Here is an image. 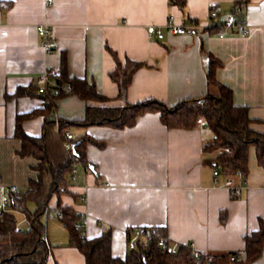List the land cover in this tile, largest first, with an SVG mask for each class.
<instances>
[{"label":"crops","instance_id":"obj_1","mask_svg":"<svg viewBox=\"0 0 264 264\" xmlns=\"http://www.w3.org/2000/svg\"><path fill=\"white\" fill-rule=\"evenodd\" d=\"M238 0H187L185 9L168 0H0V200L11 186L22 193L36 178L32 158H20L15 139L16 118L43 107L37 96L15 97L20 89L35 84L46 71L60 72L63 54L71 78L93 82L98 93L121 107L118 87L110 79L116 68L115 52L121 62L145 63L137 71L127 93V102L150 99L169 106L207 94L209 56L223 67L217 80L229 87L236 106L249 109L251 128L264 134V0H248L241 15L248 25L245 35L206 29L210 7L221 19L232 12ZM240 1V0H239ZM170 16L180 24L201 25L193 34L173 35L165 25ZM48 24L56 48L47 53L37 33ZM160 27L164 39H148L147 28ZM76 96L56 102L55 116L81 121L87 106ZM43 117L23 123V131L39 137ZM73 135L87 134L103 147L88 144L86 159L93 170L77 165L70 179L72 196L61 202L84 217V236L113 233L112 253L124 258L126 231L165 228L171 249L191 244L198 253L219 255L243 253L244 238L259 229L264 220V169L249 153V175L236 199L223 185H215L213 167L207 160L217 153H205L213 141L211 130L197 126L191 131L171 130L159 115L145 114L131 128L116 130L90 126ZM236 185L240 180L233 177ZM42 220L47 226L52 251L47 264H86L78 249L69 246V231L55 210ZM257 264H264V253Z\"/></svg>","mask_w":264,"mask_h":264},{"label":"trees","instance_id":"obj_2","mask_svg":"<svg viewBox=\"0 0 264 264\" xmlns=\"http://www.w3.org/2000/svg\"><path fill=\"white\" fill-rule=\"evenodd\" d=\"M248 0H238L231 13H238ZM169 5L184 10L187 0H168ZM219 17L210 33L219 31L223 23ZM115 58L116 68L110 79L118 87L117 99L124 104L121 107L107 105L111 100L98 93L93 82L86 79L71 78L67 70L66 55L63 54L60 72L49 88L50 95L42 96L36 85L20 89L15 97L37 96L43 107L30 113L20 114L16 118L15 139L21 143L17 155L20 158H32L36 161L33 170L36 178L30 180L28 190L22 193L19 201L11 200L10 212L0 215V264H47L52 251L48 241L47 226L42 220L51 215L50 202L58 199L56 214L69 231V246L79 250L86 264H257L264 253V220H259V229L244 238L243 253H224L208 255L196 252L191 244L179 245L174 251L165 228H154L151 240L140 242L135 250H128L122 259L112 253L113 233L105 230L99 237L87 239L84 236V217L78 215L72 207L61 202L62 196H72L70 179L75 175V167L82 165L93 168L86 159L88 144L103 147L87 134L73 135L77 128L90 126L109 127L116 130L131 128L137 118L145 114H157L163 126L171 130L191 131L197 121L202 119L211 130L214 138L205 148V153H217L207 163L219 171L220 176L235 177L249 175V153L255 150L258 165L264 169V134L255 132L251 125L249 109L236 106L232 90L221 84L216 77L222 63L209 56L207 69V94L201 98L187 99L176 106L150 99L141 103L127 102V93L137 71L147 67L145 63L118 59L115 52L108 49ZM70 88V91L67 89ZM68 96H76L84 102H93L97 106H87L85 117L81 121H68L55 116L56 102ZM43 117V132L34 137L23 131V123ZM66 133H71L69 141L75 149L71 155L64 149ZM229 150L230 153H227ZM75 151V153H74ZM94 171V170H92ZM231 197L236 199L230 191ZM28 203L35 205V211L28 209ZM24 214L28 230L16 231V214Z\"/></svg>","mask_w":264,"mask_h":264},{"label":"built area","instance_id":"obj_3","mask_svg":"<svg viewBox=\"0 0 264 264\" xmlns=\"http://www.w3.org/2000/svg\"><path fill=\"white\" fill-rule=\"evenodd\" d=\"M51 1V0H49ZM238 13H230L226 19H224L223 23L219 26V37H224L227 32H236L242 35H245L248 31V25L244 18L241 15V11L238 10ZM219 11L216 7H210L209 15H208V24L206 25V29H210L214 26V21L218 20ZM166 30L168 33L173 35H187L193 34L199 29H202L201 25L197 23H186L180 24L176 21L174 16H170L168 21L165 25ZM37 33L42 40V46L47 53L52 52L56 48V43L52 36V29L51 26L48 24L39 25L37 27ZM147 37L148 39H158L159 41L164 39V34L160 27L149 26L147 28ZM58 76L57 71H46L42 76L36 79L35 85L38 89V93L42 96H49L50 91L49 88L52 85L53 80ZM70 91V88L67 89ZM197 125L203 128H208L205 121L199 119L197 121ZM210 130V129H209ZM73 139V135L71 133H66V141L63 144L64 149L73 157L71 151L73 150V145L69 142ZM227 153H230L229 150H226ZM213 177L215 181V185H219L218 178L220 177L219 171L217 169L213 170ZM240 180V185H236L233 181V177H230L224 183V187L227 188L229 191L233 193V195L238 196L242 185H244L245 178L241 175L235 176ZM6 195H4L0 200V215L6 212L12 211L9 207L11 200L19 201L22 199V192L20 191L19 187L11 186L6 190ZM58 218H60V214H57ZM85 222V221H84ZM83 222V223H84ZM85 227V223H84ZM154 228H138V229H130L126 231V244H127V251L128 250H135L140 242H144L145 244L151 240L152 234L154 232ZM20 229L17 227L16 231ZM193 247V245H192Z\"/></svg>","mask_w":264,"mask_h":264},{"label":"rangeland","instance_id":"obj_4","mask_svg":"<svg viewBox=\"0 0 264 264\" xmlns=\"http://www.w3.org/2000/svg\"><path fill=\"white\" fill-rule=\"evenodd\" d=\"M28 209L31 211V212H34L35 211V205L33 203H28ZM16 218H17V226L20 230H28V224L26 222V217L24 214H16Z\"/></svg>","mask_w":264,"mask_h":264},{"label":"water","instance_id":"obj_5","mask_svg":"<svg viewBox=\"0 0 264 264\" xmlns=\"http://www.w3.org/2000/svg\"><path fill=\"white\" fill-rule=\"evenodd\" d=\"M75 149V146H73V150ZM74 153H75V151H74ZM91 170H93V168L91 167Z\"/></svg>","mask_w":264,"mask_h":264}]
</instances>
